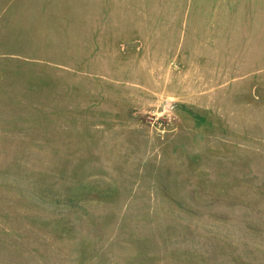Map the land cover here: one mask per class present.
<instances>
[{"label": "rangeland", "instance_id": "1", "mask_svg": "<svg viewBox=\"0 0 264 264\" xmlns=\"http://www.w3.org/2000/svg\"><path fill=\"white\" fill-rule=\"evenodd\" d=\"M0 264H264V0H0Z\"/></svg>", "mask_w": 264, "mask_h": 264}]
</instances>
